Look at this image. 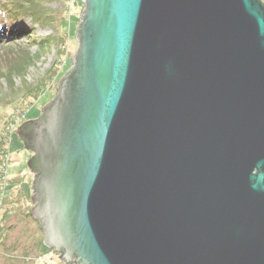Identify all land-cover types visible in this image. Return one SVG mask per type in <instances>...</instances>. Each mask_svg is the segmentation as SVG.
<instances>
[{
  "label": "water",
  "instance_id": "water-1",
  "mask_svg": "<svg viewBox=\"0 0 264 264\" xmlns=\"http://www.w3.org/2000/svg\"><path fill=\"white\" fill-rule=\"evenodd\" d=\"M83 2L71 68L16 130L44 245L79 264H264V1Z\"/></svg>",
  "mask_w": 264,
  "mask_h": 264
},
{
  "label": "rangeland",
  "instance_id": "rangeland-1",
  "mask_svg": "<svg viewBox=\"0 0 264 264\" xmlns=\"http://www.w3.org/2000/svg\"><path fill=\"white\" fill-rule=\"evenodd\" d=\"M84 7L83 0H0V155L6 151L11 156L6 190L0 183V194L5 195H0V264H63L44 245L38 220L28 214L33 206L27 171L31 154L16 128L21 120L37 118L55 97L59 80L72 66ZM9 13H19L24 23L7 39ZM10 46L18 48L17 60L4 54ZM24 52L30 61L10 81L5 71L20 64Z\"/></svg>",
  "mask_w": 264,
  "mask_h": 264
},
{
  "label": "trees",
  "instance_id": "trees-1",
  "mask_svg": "<svg viewBox=\"0 0 264 264\" xmlns=\"http://www.w3.org/2000/svg\"><path fill=\"white\" fill-rule=\"evenodd\" d=\"M10 9H13V7H11ZM10 14V13H9ZM10 20H11V22L10 23H8L9 25H10V35H8L7 37V39H9V37L10 36H12L13 34H14V32H15V30L16 31H18L17 29L19 28V27H21V24L20 23H24L23 22V16H19V13H16V14H10ZM32 28V27H31ZM10 49L9 50H7L4 54H8L9 55V58L12 60V61H14V60H17V58L19 57L18 56V48L16 47V46H10L9 47ZM27 54H26V52H24V56H23V59L22 60H19L21 63L20 64H17L16 66L15 65H13V66H11V67H8V69L5 71L6 73H9V75H10V81L12 80H14L13 79V74L15 73V72H19V70H21V69H25V67H26V64L27 63H29V61H30V57H28V56H26ZM14 57V58H13ZM3 60V59H2ZM2 63V62H1ZM3 75V74H2ZM7 129V128H6ZM3 137H5L4 135H3ZM2 137V138H3ZM0 158H1V155H0ZM31 207L32 206H30V209H31ZM31 217H33L32 216V213L29 211V213H28ZM39 222V221H38ZM39 224H40V222H39ZM1 226H3V223H0V236L1 235H3V228H1ZM41 226V225H40ZM42 229V228H41ZM5 235V234H4ZM3 240V239H2Z\"/></svg>",
  "mask_w": 264,
  "mask_h": 264
},
{
  "label": "flooded vegetation",
  "instance_id": "flooded-vegetation-1",
  "mask_svg": "<svg viewBox=\"0 0 264 264\" xmlns=\"http://www.w3.org/2000/svg\"><path fill=\"white\" fill-rule=\"evenodd\" d=\"M42 115V112H41V114L37 117V118H39L40 116ZM37 118H32V119H37ZM30 119V118H29ZM25 121H27L26 119L25 120H21V122L18 124V126H17V128L22 124V123H24ZM28 125H22V127H21V129L22 130H26V129H28ZM16 128V129H17ZM25 148L30 152V154H31V158H30V160L29 161H31L30 162V164H29V162H28V168H27V171H28V173L31 175V177H32V182H34V179L36 178V176H38V172H37V170H36V168H35V152L32 150V149H29V148H27L26 147V145H25ZM32 193L34 194V189H32ZM33 196V195H32ZM31 202H32V199H31ZM32 205H34V203L32 202ZM53 250V249H52ZM54 251V250H53ZM56 253V252H55ZM57 255L59 256V258L61 259V261L63 262V264H79V262L76 260V259H74L72 262H67L66 260H64L62 257H61V255H62V252H57Z\"/></svg>",
  "mask_w": 264,
  "mask_h": 264
},
{
  "label": "built area",
  "instance_id": "built-area-1",
  "mask_svg": "<svg viewBox=\"0 0 264 264\" xmlns=\"http://www.w3.org/2000/svg\"><path fill=\"white\" fill-rule=\"evenodd\" d=\"M10 160H11L10 153L5 151L4 154H2L1 156V162H0V183H2L1 186L3 190H6L9 184V180L7 177H8V166ZM0 195L3 196V198L5 197V195L2 194V192Z\"/></svg>",
  "mask_w": 264,
  "mask_h": 264
},
{
  "label": "clouds",
  "instance_id": "clouds-1",
  "mask_svg": "<svg viewBox=\"0 0 264 264\" xmlns=\"http://www.w3.org/2000/svg\"><path fill=\"white\" fill-rule=\"evenodd\" d=\"M17 130V129H16Z\"/></svg>",
  "mask_w": 264,
  "mask_h": 264
}]
</instances>
